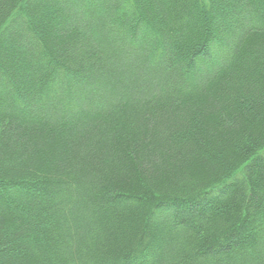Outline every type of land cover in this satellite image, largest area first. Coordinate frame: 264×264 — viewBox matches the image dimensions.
<instances>
[{
  "label": "trees",
  "instance_id": "16d2710c",
  "mask_svg": "<svg viewBox=\"0 0 264 264\" xmlns=\"http://www.w3.org/2000/svg\"><path fill=\"white\" fill-rule=\"evenodd\" d=\"M0 264H264V0H0Z\"/></svg>",
  "mask_w": 264,
  "mask_h": 264
}]
</instances>
